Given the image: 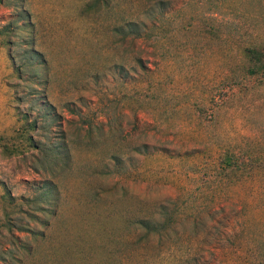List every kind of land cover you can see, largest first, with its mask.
Masks as SVG:
<instances>
[{
	"label": "rangeland",
	"instance_id": "rangeland-1",
	"mask_svg": "<svg viewBox=\"0 0 264 264\" xmlns=\"http://www.w3.org/2000/svg\"><path fill=\"white\" fill-rule=\"evenodd\" d=\"M158 2L0 0V264H261L264 185L232 191L211 156L264 154V84L238 67L264 0ZM165 212L173 232L135 229Z\"/></svg>",
	"mask_w": 264,
	"mask_h": 264
},
{
	"label": "trees",
	"instance_id": "trees-1",
	"mask_svg": "<svg viewBox=\"0 0 264 264\" xmlns=\"http://www.w3.org/2000/svg\"><path fill=\"white\" fill-rule=\"evenodd\" d=\"M146 2H151L152 0H145ZM157 1L158 0H153ZM161 3L159 0L158 4ZM143 30V29H142ZM139 24L132 21H124L120 25L116 26V35L121 36L122 40L127 39V37H133L136 39L146 38L145 34L142 32ZM222 36L218 34L213 35V39L221 40ZM239 54L241 56V63L238 66L241 71L243 78H253L256 79L260 84H264V40L255 38L253 40L246 41L239 49ZM141 63L140 61H137ZM143 69V66H141ZM126 72L124 67H120V72ZM241 77V78H242ZM120 101V100H119ZM118 104V101L116 100ZM34 127V123H33ZM146 144L142 145H133L130 146V151L132 154L140 155L143 158L151 157L155 154L167 155L171 158H181V157H193L197 154H200L197 149L172 152L169 153V150L166 148H151ZM210 149L207 150L208 153ZM216 154L211 156L214 159V165L212 168V174L216 177L218 182L227 181V185L233 186L232 191L240 185H243L245 182L253 181L254 176L258 178V181L264 185V154L258 152V149L253 147L250 144H244V146H239L235 148H222L217 146ZM204 153V151L202 152ZM128 158H123L121 155L116 154V174L125 173L124 163ZM115 159L114 156L111 157ZM206 173V172H205ZM250 176V178H245ZM163 215V221H157L155 218L150 217H141L135 219L133 224L135 225L136 230H144V236L148 237L151 234H167L174 231V224L177 222V219L180 217L179 213H161ZM133 225V226H134ZM256 251L257 258L259 263L264 264V240L259 243L256 242ZM258 245V246H257ZM186 248V246H185ZM185 248L182 250V256L185 257L187 251ZM187 249V248H186ZM188 249H191L190 247ZM186 253V254H184Z\"/></svg>",
	"mask_w": 264,
	"mask_h": 264
}]
</instances>
